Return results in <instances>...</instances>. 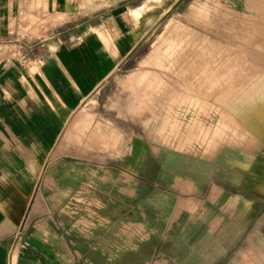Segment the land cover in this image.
<instances>
[{
	"label": "rangeland",
	"instance_id": "rangeland-1",
	"mask_svg": "<svg viewBox=\"0 0 264 264\" xmlns=\"http://www.w3.org/2000/svg\"><path fill=\"white\" fill-rule=\"evenodd\" d=\"M258 1L170 2L60 140L59 149L65 141L69 153L90 160L87 168L97 171L104 188L114 186L115 213L118 200L135 208L157 205L151 192L159 185L158 168L147 167L157 165L162 148L213 169L220 186L183 206L180 224L114 225L115 252L131 264H264V0L262 9ZM173 18L212 43L201 56L172 65L174 71L149 72V52ZM100 123L114 127V138L95 134ZM147 157L155 163L143 162ZM149 246L155 252L143 259Z\"/></svg>",
	"mask_w": 264,
	"mask_h": 264
},
{
	"label": "crops",
	"instance_id": "crops-1",
	"mask_svg": "<svg viewBox=\"0 0 264 264\" xmlns=\"http://www.w3.org/2000/svg\"><path fill=\"white\" fill-rule=\"evenodd\" d=\"M152 1L0 0V264H131L115 252L114 225L180 224L183 206L220 186L213 169L165 147L157 165L143 159L158 168L157 205L118 200L115 213L114 186L104 188L65 141L58 148L87 99L177 0ZM100 124L95 134L114 138Z\"/></svg>",
	"mask_w": 264,
	"mask_h": 264
},
{
	"label": "bare ground",
	"instance_id": "bare-ground-1",
	"mask_svg": "<svg viewBox=\"0 0 264 264\" xmlns=\"http://www.w3.org/2000/svg\"><path fill=\"white\" fill-rule=\"evenodd\" d=\"M259 1H260V3L257 4V5H260L259 7H261L264 3H263L262 0H259ZM149 3L147 5H149V7H150L151 4H149ZM156 5H157V3H156ZM262 7H261V9H262ZM196 30H194L189 25L188 26L187 25H183L181 23V21L178 20V19H175V18L171 19L168 22V24L165 26V29L162 32L161 36H160V40L158 41V43L149 52V57L147 59L149 61L146 62L149 65L147 66L148 69H146V70H148L149 72H152V71H158V72H161V71H164V72L165 71L166 72L172 71L173 70V66L172 65L186 64V63H188L187 60L192 59V58H197L198 56H201V54L198 55L200 50L202 48L203 49L206 48V44L207 43H212V39L210 40L209 36L207 34H201L200 32H198ZM208 45H210V44H208ZM207 48H209V47H207ZM206 51H207V49H206ZM203 52H205V51H203ZM205 54H206V52H205ZM205 54H204V57H206ZM208 55H209V53H207V56ZM209 57H210V55H209ZM211 57H212V54H211ZM198 60H200V59H198ZM134 77H136V76H134ZM164 77H166V76H164ZM151 80H152V78H151ZM144 88L146 89L145 86H144ZM187 103L188 102L185 103V106H189V103L188 104ZM185 106L183 105V107H185ZM166 108L170 109L171 105L167 106ZM177 119H179V117L175 116L173 121H175ZM216 134L220 136L221 132L217 131Z\"/></svg>",
	"mask_w": 264,
	"mask_h": 264
}]
</instances>
